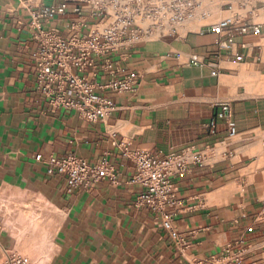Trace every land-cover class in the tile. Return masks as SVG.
<instances>
[{
	"label": "crops",
	"instance_id": "1",
	"mask_svg": "<svg viewBox=\"0 0 264 264\" xmlns=\"http://www.w3.org/2000/svg\"><path fill=\"white\" fill-rule=\"evenodd\" d=\"M26 2L0 0V262L4 250H16L33 264H189L242 241L233 252L264 264V33L217 36L197 24L140 42L114 57L137 75V90L99 92L115 109L89 123L37 92ZM192 54L215 67L191 65ZM120 148L154 158L205 150L203 164L174 181L181 248L159 216L133 205L135 168ZM37 154L106 158L116 182L67 194L64 178L48 176Z\"/></svg>",
	"mask_w": 264,
	"mask_h": 264
},
{
	"label": "built area",
	"instance_id": "2",
	"mask_svg": "<svg viewBox=\"0 0 264 264\" xmlns=\"http://www.w3.org/2000/svg\"><path fill=\"white\" fill-rule=\"evenodd\" d=\"M220 1L228 15L213 25L202 24L209 26L211 33L221 36L226 29L257 37L264 33V22L257 19V12L264 9V0ZM257 3L261 6L256 7ZM234 4L238 5L237 9ZM25 8L29 17L27 25L37 44L32 54L37 92L53 108L73 111L89 123L104 122L115 109L112 99L99 92L129 94L137 90V75L115 66V56L144 40L176 36L188 22L209 17L202 0H50L48 3L27 0ZM220 47L228 49L230 43ZM188 60L193 66L215 67L213 62L195 54ZM211 74L215 76L216 71ZM101 77L108 80L100 83ZM233 126V122L228 123L231 134ZM120 149L122 158L130 160L135 168L128 181L140 190L133 205L159 216L173 244L181 248L184 238L172 224L179 212L176 207L181 205L174 193V181L188 173L191 166H201L205 150L186 148L178 154L154 158L145 150ZM35 160L44 163L48 176L64 178L67 194L101 182H116L115 171L106 158L90 164L75 154L45 159L37 154ZM241 243L227 246L219 256L194 259L189 264H263L255 259L245 262L242 254L234 253L233 247ZM0 264H31V261L16 250H4Z\"/></svg>",
	"mask_w": 264,
	"mask_h": 264
},
{
	"label": "rangeland",
	"instance_id": "3",
	"mask_svg": "<svg viewBox=\"0 0 264 264\" xmlns=\"http://www.w3.org/2000/svg\"><path fill=\"white\" fill-rule=\"evenodd\" d=\"M220 2H221L220 0H203V6H204L203 9H206L209 11V17L206 20H200V18L197 17V19L194 22H192L190 24L187 23L185 26L190 27L192 25H197V24L215 23L218 20H220L221 18L227 16L228 14L221 13L222 8H221ZM234 7L237 9L238 5L234 4ZM242 13L243 12H241V14ZM263 14H264V12H263ZM150 41H152V40H150ZM23 256H25V255H23ZM38 256H41L40 251L38 252ZM25 257H27V256H25ZM31 264H33V263L31 262Z\"/></svg>",
	"mask_w": 264,
	"mask_h": 264
},
{
	"label": "bare ground",
	"instance_id": "4",
	"mask_svg": "<svg viewBox=\"0 0 264 264\" xmlns=\"http://www.w3.org/2000/svg\"><path fill=\"white\" fill-rule=\"evenodd\" d=\"M203 1V0H202ZM260 1H263V0H260ZM220 4H222L221 2H220ZM263 12H264V9L263 10H260V11H258L257 12V18H262V19H264L263 17H264V14H263ZM263 15V16H262ZM197 18H195L194 20H192V21H190V22H188V24H190V23H192V22H194L195 20H196ZM185 26V25H184ZM183 26V27H184Z\"/></svg>",
	"mask_w": 264,
	"mask_h": 264
}]
</instances>
